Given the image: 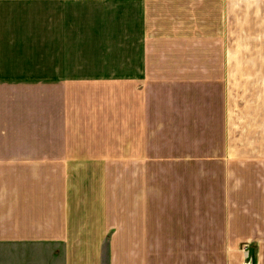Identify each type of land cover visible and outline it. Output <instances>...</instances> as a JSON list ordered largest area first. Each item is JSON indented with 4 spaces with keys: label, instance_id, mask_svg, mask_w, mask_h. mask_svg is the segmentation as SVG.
Returning <instances> with one entry per match:
<instances>
[{
    "label": "crops",
    "instance_id": "obj_1",
    "mask_svg": "<svg viewBox=\"0 0 264 264\" xmlns=\"http://www.w3.org/2000/svg\"><path fill=\"white\" fill-rule=\"evenodd\" d=\"M101 251L264 264V0H0V264Z\"/></svg>",
    "mask_w": 264,
    "mask_h": 264
},
{
    "label": "rangeland",
    "instance_id": "obj_2",
    "mask_svg": "<svg viewBox=\"0 0 264 264\" xmlns=\"http://www.w3.org/2000/svg\"><path fill=\"white\" fill-rule=\"evenodd\" d=\"M235 48L238 49L237 43H234ZM233 48V46H232ZM86 62H93V59H86ZM105 251H101V264H106V255H104ZM122 253V255H121ZM189 251H159L158 255H155V251H152L150 255L147 256V263L146 264H160L162 262V259L167 260L170 258H173L174 256L180 257L182 259L188 258ZM190 255V254H189ZM244 259L245 263L248 264L246 261L247 259V253L244 252ZM125 262V254L124 251L119 252L117 251L115 254V259L112 264H124ZM244 263V262H243Z\"/></svg>",
    "mask_w": 264,
    "mask_h": 264
}]
</instances>
